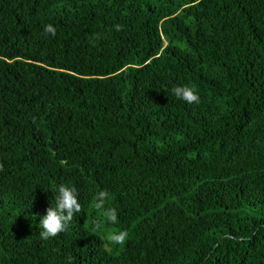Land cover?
I'll return each instance as SVG.
<instances>
[{"label":"trees","instance_id":"trees-1","mask_svg":"<svg viewBox=\"0 0 264 264\" xmlns=\"http://www.w3.org/2000/svg\"><path fill=\"white\" fill-rule=\"evenodd\" d=\"M0 264H264V0H0Z\"/></svg>","mask_w":264,"mask_h":264},{"label":"clouds","instance_id":"clouds-1","mask_svg":"<svg viewBox=\"0 0 264 264\" xmlns=\"http://www.w3.org/2000/svg\"><path fill=\"white\" fill-rule=\"evenodd\" d=\"M121 25H116L117 31ZM46 35L55 36L56 28L52 24H46L43 29ZM172 94L188 104H199L200 96L195 87L188 85H177L171 89ZM54 206L46 209V214L39 219L41 231L39 236L42 240L56 237L67 230L70 222L77 213L82 212V205L78 199V191L75 186L60 184L56 188ZM109 192L101 189L93 195L92 208L97 215L90 219L89 225L94 233H104L107 243L110 245H124L129 237L127 230H108L107 225H115L118 222L117 210L108 206Z\"/></svg>","mask_w":264,"mask_h":264}]
</instances>
